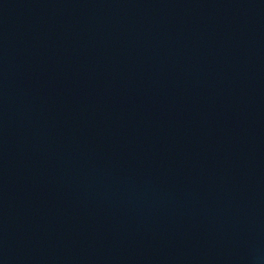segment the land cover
<instances>
[{
    "label": "water",
    "instance_id": "water-1",
    "mask_svg": "<svg viewBox=\"0 0 264 264\" xmlns=\"http://www.w3.org/2000/svg\"><path fill=\"white\" fill-rule=\"evenodd\" d=\"M53 264H264V0H136Z\"/></svg>",
    "mask_w": 264,
    "mask_h": 264
}]
</instances>
